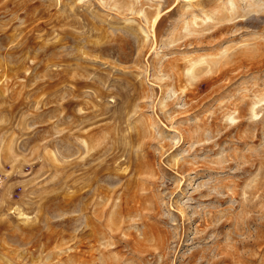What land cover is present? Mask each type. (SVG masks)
I'll list each match as a JSON object with an SVG mask.
<instances>
[{"label": "rangeland", "instance_id": "rangeland-1", "mask_svg": "<svg viewBox=\"0 0 264 264\" xmlns=\"http://www.w3.org/2000/svg\"><path fill=\"white\" fill-rule=\"evenodd\" d=\"M0 264H264V0H0Z\"/></svg>", "mask_w": 264, "mask_h": 264}]
</instances>
